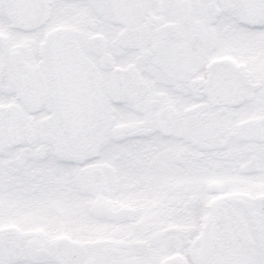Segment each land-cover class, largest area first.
<instances>
[{
	"label": "snow or ice",
	"instance_id": "6c2138e0",
	"mask_svg": "<svg viewBox=\"0 0 264 264\" xmlns=\"http://www.w3.org/2000/svg\"><path fill=\"white\" fill-rule=\"evenodd\" d=\"M0 264H264V0H0Z\"/></svg>",
	"mask_w": 264,
	"mask_h": 264
}]
</instances>
